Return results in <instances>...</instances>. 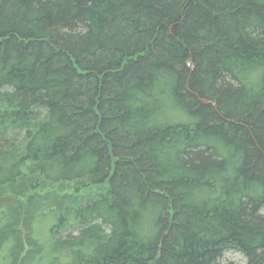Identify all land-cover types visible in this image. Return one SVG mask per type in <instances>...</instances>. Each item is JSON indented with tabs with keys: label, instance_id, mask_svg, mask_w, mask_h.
<instances>
[{
	"label": "trees",
	"instance_id": "16d2710c",
	"mask_svg": "<svg viewBox=\"0 0 264 264\" xmlns=\"http://www.w3.org/2000/svg\"><path fill=\"white\" fill-rule=\"evenodd\" d=\"M45 212L69 264H264V0H0V264Z\"/></svg>",
	"mask_w": 264,
	"mask_h": 264
},
{
	"label": "rangeland",
	"instance_id": "374dc122",
	"mask_svg": "<svg viewBox=\"0 0 264 264\" xmlns=\"http://www.w3.org/2000/svg\"><path fill=\"white\" fill-rule=\"evenodd\" d=\"M52 224L53 220L51 218V214L49 212H45L39 220L34 221V223L30 224L28 227L34 232V237L36 236L40 239V244L44 245V258L47 256V261H50L52 256H56L57 264H69L68 258L64 257L61 249L60 251H56L54 254H50V245L52 244V241L49 239V232ZM20 228L23 233L26 232L23 227ZM73 234V236H77L78 232L75 231ZM223 264H246V260L241 253L229 250L225 254Z\"/></svg>",
	"mask_w": 264,
	"mask_h": 264
}]
</instances>
